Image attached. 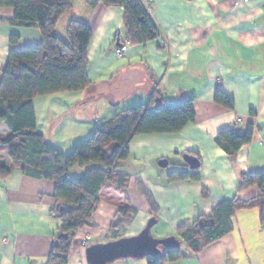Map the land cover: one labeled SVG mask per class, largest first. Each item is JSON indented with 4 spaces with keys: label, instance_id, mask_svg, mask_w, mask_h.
<instances>
[{
    "label": "crops",
    "instance_id": "obj_1",
    "mask_svg": "<svg viewBox=\"0 0 264 264\" xmlns=\"http://www.w3.org/2000/svg\"><path fill=\"white\" fill-rule=\"evenodd\" d=\"M142 1L160 38L129 45L127 56L117 58L114 48L126 42L124 10L103 5L90 9L86 0H74L59 26L64 31L70 20H78L90 27L92 86L35 99L37 129L48 144L68 156L99 126L137 105L166 107L194 99L196 121L178 133L140 135L131 141V156L119 170L129 177L127 192L102 190L95 227L75 234L68 264H88L89 246L136 236L152 218L158 221L152 230L155 238L180 240L181 227L211 215L219 203L260 195L258 187L242 191L241 185L243 175L264 171L263 0ZM13 17L12 9H0V83L10 51L36 47L42 39L38 29L11 25ZM12 36L20 38L16 46L10 43ZM217 89L234 99V110L215 103ZM249 127L252 142L236 157L216 143L223 131L237 128L245 133ZM9 134L8 127L0 124V140ZM9 152V146L0 147L3 167L12 164ZM187 156L198 160L200 181L169 182L171 172L195 171ZM162 160L168 162L166 168L159 166ZM140 186L152 195L156 212ZM54 194V182L27 177L19 167L12 168L7 178L0 177V264L48 263L55 238L62 232L60 220L52 215L57 204ZM122 207L137 215L113 237L111 227ZM232 222L233 231L218 242L165 264H264L259 210L237 211ZM113 264L148 262L126 259Z\"/></svg>",
    "mask_w": 264,
    "mask_h": 264
},
{
    "label": "trees",
    "instance_id": "obj_2",
    "mask_svg": "<svg viewBox=\"0 0 264 264\" xmlns=\"http://www.w3.org/2000/svg\"><path fill=\"white\" fill-rule=\"evenodd\" d=\"M74 0H0V9H12L14 17L9 23L21 28L38 29L41 43L36 47L11 50L0 83V124H5L10 134L0 140L9 146L10 167L0 165V177L7 178L12 168H21L27 177L55 183L57 204L52 215L57 217L62 232L47 264H68L75 234L94 228V215L100 204L104 188H114L125 194L129 177L120 173L122 164L131 156L130 143L140 135L172 134L182 131L196 121L194 99L178 104L155 107L153 104L131 107L99 126L86 141L75 145L73 152L62 155L48 144L37 129L34 100L40 97L82 92L91 88L88 77L90 60L88 49L92 39L90 27L82 21L70 20L64 37L59 33V21L70 12ZM90 9L99 5L124 10L126 42L117 46H136L156 41L160 33L147 12L142 0H86ZM18 36L10 43L16 46ZM214 101L228 110H234L232 97L217 89ZM253 128L245 133L237 129L226 130L216 138V143L230 157L252 142ZM78 168L82 174L72 176ZM200 181L198 170L171 172L169 182ZM258 187L260 195L249 201L234 200L219 203L209 216L199 217L191 227H181L178 235L182 247L166 250L160 257H146L148 264H165L197 254L218 242L233 229V218L240 210L258 209L264 227V171L242 176L241 190ZM141 193L152 211L157 208L152 195L140 186ZM137 212L122 207L111 227L113 237L121 227L131 224Z\"/></svg>",
    "mask_w": 264,
    "mask_h": 264
},
{
    "label": "water",
    "instance_id": "obj_3",
    "mask_svg": "<svg viewBox=\"0 0 264 264\" xmlns=\"http://www.w3.org/2000/svg\"><path fill=\"white\" fill-rule=\"evenodd\" d=\"M191 170L199 168L196 158L185 157ZM161 168H166L168 162L162 160ZM158 224L155 218L149 220L147 226L136 236L124 237L104 244L91 245L86 250L88 264H113L126 259H144L146 257H160L166 250H178L182 241L176 237L157 239L152 230Z\"/></svg>",
    "mask_w": 264,
    "mask_h": 264
},
{
    "label": "built area",
    "instance_id": "obj_4",
    "mask_svg": "<svg viewBox=\"0 0 264 264\" xmlns=\"http://www.w3.org/2000/svg\"><path fill=\"white\" fill-rule=\"evenodd\" d=\"M248 1V0H246ZM263 3H264V0H263ZM128 49H129V45H126V46H116L114 48V55L117 57V58H124L127 56V53H128ZM241 120L239 119L238 122H240ZM237 129V128H236ZM84 246H85V243H84Z\"/></svg>",
    "mask_w": 264,
    "mask_h": 264
},
{
    "label": "rangeland",
    "instance_id": "obj_5",
    "mask_svg": "<svg viewBox=\"0 0 264 264\" xmlns=\"http://www.w3.org/2000/svg\"><path fill=\"white\" fill-rule=\"evenodd\" d=\"M59 32H60V35L65 32V29H64V31L62 30L61 25L59 26ZM81 174H82V172L78 168H75L72 172V176H76V177H79ZM109 239H111V238H109ZM103 240H105V238Z\"/></svg>",
    "mask_w": 264,
    "mask_h": 264
}]
</instances>
